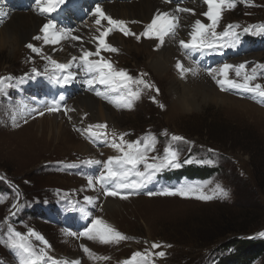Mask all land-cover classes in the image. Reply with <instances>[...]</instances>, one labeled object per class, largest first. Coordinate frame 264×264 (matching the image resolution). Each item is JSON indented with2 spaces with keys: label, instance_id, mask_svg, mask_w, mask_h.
Instances as JSON below:
<instances>
[{
  "label": "rangeland",
  "instance_id": "374dc122",
  "mask_svg": "<svg viewBox=\"0 0 264 264\" xmlns=\"http://www.w3.org/2000/svg\"><path fill=\"white\" fill-rule=\"evenodd\" d=\"M115 1L122 4L137 0ZM189 1L175 2L178 4L175 6L180 7ZM195 1H199L200 5L206 4L205 0ZM232 2L235 6L232 8L225 6L222 9L221 19L216 27V32L222 33L231 26L229 36L215 41L217 45L215 48L191 51L188 55L180 48L187 59L197 63L211 78L219 91H221L219 86L207 74V69L214 70V74L219 78L224 64L244 63L248 72L257 65H264V48L254 50L247 46V41L243 38L245 27L249 29L247 33L250 35L255 37L264 35L260 32V28L264 26V0ZM177 13L180 15L184 12ZM65 14L69 17L74 13L69 11ZM83 20L87 19L84 17L81 21ZM127 26L131 31L130 24L127 23ZM145 27L142 31L133 32L140 34ZM117 33L123 35L119 31H113L109 36V42L110 37L118 35ZM232 33L239 39L237 40ZM43 35L41 32V35H38L41 39H34L33 43L31 42L40 49L38 53L32 52L26 46L22 52L14 54L9 50H0V77L11 76L15 81V87L8 88L5 93L0 94V233L7 234L9 225L25 236L30 229L34 230L48 242L47 246H44L34 237H28L29 243L37 251L44 249L52 258L54 257L48 252V247H55V251L68 255L79 252L77 253L79 256L83 255L80 256L83 259L82 264L86 261V254L81 244L89 247L92 245L98 256L110 257L108 260L93 259L91 262L93 264H122L134 252H143L150 248L152 242L171 245L154 250L167 253L164 258L157 257L155 264H264V252L248 262L246 260L249 258L243 255L252 253V249L234 246L236 242L242 244L264 242V236L260 235L264 233V114L253 109L232 111L219 101H212L201 93L195 98L197 104L190 106L194 110L173 114L170 110L178 104L177 97L172 94L171 85L159 78L151 69L150 53L141 48L142 37L137 41L133 36H127L131 39L126 40L130 45L126 51L113 45L119 49L118 53H101L106 59L111 60L116 68L125 69L133 78H143L153 85V88L142 91L131 110L117 108L98 97L95 94L97 90L107 91L104 85L94 83L88 89L84 81L91 77L80 70L76 66L77 62H74L81 76H84L83 83L81 82V86H74L66 102H61L62 107L74 109L78 96L89 90L94 99L103 101L122 117L119 123L120 130L108 127L109 133L112 130L127 133L125 139L129 141H136L146 135L155 136L156 151L150 152V156H162L164 148L168 146L179 153L180 167L167 168L159 172L139 194L130 196L136 200L135 205H131L133 209L131 207L125 214L116 217L113 214H102L103 202L99 201V198L94 199V205L84 200L85 196H89V191H95L96 195L105 199L109 198L110 196L104 195L101 186L87 185L88 188L83 191L81 186L73 188L71 183V178L85 181L89 176L95 178L102 171V165L92 167L82 163L92 157L79 153L67 145L71 141V136H75L77 140H84L93 148L99 149V160L102 162L110 156L119 155L117 151L110 155L109 153L114 151L108 153L111 147L103 140L92 143L86 138V134L76 131L98 122L91 119V116L89 119L85 117L87 119L85 121L80 120L84 117L77 114L74 109L75 111H70L73 113L72 121L68 115L70 112L67 115L61 113L65 118L59 122V130L63 128L66 132L61 138L50 137L44 124L45 127L36 124L28 126L38 117L33 109L42 110L47 105L43 104L42 107L39 104L41 100L45 101V94L63 92L62 89L56 90V83L52 78L49 79L55 73V69L46 59L49 56L42 46ZM135 42L141 46L140 50L131 47L135 46ZM76 43L79 41L76 40ZM149 49L156 51L157 47L151 45ZM33 69L39 70L37 71L39 75L34 73ZM244 71L242 70L240 77H236L233 68L229 70V77L242 80ZM36 75L38 77L35 79ZM40 78L45 79L40 82ZM252 83L264 85V76H259ZM135 87L134 85L133 88ZM156 89L159 90L158 93ZM224 93L264 111V104L254 100L249 94L239 90ZM108 94L115 98L117 95H123L124 90ZM153 97L156 98V102H153ZM69 98L70 101L66 104ZM32 100L37 102L38 107L33 105ZM161 104L164 105L163 108L160 107ZM13 116L16 118L15 125ZM73 121H77L79 125ZM173 135L183 137L184 140L172 141ZM186 159L212 163L188 164L184 163ZM190 166L201 169L205 166L211 167L213 171L201 170L202 174H190L185 171V168ZM206 172L210 174L205 175ZM189 183H204L208 189L220 184L228 191L229 196L225 199L201 201L180 196L147 195L148 192H160L165 188H176ZM96 195L94 193L93 197ZM13 204H17L18 208H12ZM13 212L15 215H12ZM95 218H100L113 227L117 224L115 228L131 239L118 245H103L79 236V233L90 227ZM69 233L77 235L72 236ZM69 238L75 239L76 242L79 240V245L69 244ZM0 264H19L17 254L3 243H0ZM41 264H53V261L45 258Z\"/></svg>",
  "mask_w": 264,
  "mask_h": 264
},
{
  "label": "snow or ice",
  "instance_id": "6c2138e0",
  "mask_svg": "<svg viewBox=\"0 0 264 264\" xmlns=\"http://www.w3.org/2000/svg\"><path fill=\"white\" fill-rule=\"evenodd\" d=\"M66 2L67 0H35V6L41 14H51L57 11V5H63ZM165 2H170V0H165ZM243 2L248 3V0H243ZM205 3L208 6V10L203 15L207 17V21L210 23L201 22V20L197 19L192 25V31L190 33L191 39L187 42L185 40H179V47L185 50L186 55L190 54L191 51L215 48L217 46L215 41L227 37L230 34L231 26L229 30L222 33H217L216 27L221 19L222 9L225 6L228 8L235 6L232 0H205ZM175 11L190 12L192 10L177 6ZM93 15L95 16V24L99 26L96 29L98 34L92 37L95 43V50L92 51L81 47L80 55L78 57L72 56L71 60L67 63H61L50 57H46L54 66V69L61 73V75H55L53 73L51 78L59 85L70 83L75 79L76 74L69 71V69H71L74 62H77L76 66L91 77L84 81L90 88L94 83L106 86L107 91L102 92L97 90L95 92L98 97L112 103L117 108L131 110L134 101L140 98L142 91L153 88V85L143 78H133L125 69L116 68L111 60L106 59L101 54L102 52L118 53L119 51L118 48L109 42L108 37L113 31H119L126 37L133 36L137 41L141 37L154 40L157 42L158 48L165 43V37L176 36L179 18L168 11H158L151 19V22L145 27L144 31L136 34L130 31L127 26L128 22L113 18L99 3L96 4ZM5 16L6 13L0 9V23L3 22ZM102 22H107V26H104ZM40 31L44 34L43 40L45 44H59L64 36L71 35V30L65 31L58 29L56 22L52 19H49L47 23L43 24ZM243 31L247 33L249 29L245 27ZM260 32L264 33V26L260 28ZM232 35L237 40L239 39L235 33H232ZM34 39L39 40L41 37L36 36ZM71 39L82 41V37L76 35H72ZM26 47L34 53L40 51V49L32 44H27ZM92 57L96 58L92 59ZM176 68L181 78H186L188 74L195 77L200 71L199 65L195 62L193 67L186 68L181 61H177ZM233 68H235L236 77H240L242 70H245L242 80L229 77V70ZM206 71L221 91L230 92L239 90L251 95L259 103L264 104V85L261 83H255L253 85L252 83L259 76H264V65H257L248 72L246 71V65L244 63L239 65L224 64L220 70L219 78L214 74V70L207 69ZM33 72L39 75L36 69H33ZM134 85L136 86L135 88H133ZM12 87H15L13 77H0V94L5 93L8 88ZM120 90H124V94L117 95L115 98H111L108 94L109 92H118ZM156 92L158 93L159 90L156 89ZM152 99L153 102H156L155 97ZM63 100L64 97L61 96L59 101L53 100L51 104L45 105L42 110L33 109V111L36 112L37 116L56 113L67 115L68 112L75 111L74 109L62 107L60 101ZM160 107L163 108L164 105L161 104ZM25 122L27 121L25 120ZM13 124H16L15 116H13ZM76 131L81 132V134H86V138L92 143H95L96 140H103L108 146L119 153V155L110 156L103 162L97 159L82 161V163L87 165H102V171H100L99 175L95 178L89 176L87 181L89 187H95L96 184H99L106 196L119 197L120 199L126 200L132 195L139 194L148 183L156 178L159 172L167 168H178L181 166L179 163V153L171 146L164 148L162 156L149 155L150 152L154 153L156 151V137L153 135H146L136 141H129L125 139L127 133H117L115 130L109 133L107 123H96L89 125L86 129H76ZM171 140L183 141L184 138L173 135ZM184 163H212V161L205 162L186 159ZM147 195L180 196L186 199L195 198L201 201H210L214 198L225 199L229 196V193L220 184H216L215 187L208 189L207 184L204 183H189L176 188H165L160 192H148ZM84 200L88 204L94 203V197L92 196H85ZM12 208L16 209L18 205L13 204ZM12 215H15V212ZM69 235L75 236L77 234L69 233ZM260 235L264 236V233H260ZM79 236L86 237L90 241H97L103 245H118L123 241L131 239L100 218L93 219L90 227L84 232L79 233ZM28 237H34L36 241H41L45 246L48 244L43 236L34 230L30 229L27 236H25V234L15 230L11 225L7 227V234L0 233V243L5 244L6 247L17 254L19 264H41L45 258L52 260L53 264H80L79 261L71 262L68 260L57 262L54 258L49 257L44 249L37 251L29 243ZM145 243L148 242L145 241ZM163 247H171V245L165 246L152 242L150 248H146L143 252H134L122 264H155L157 257L164 258L167 255L165 251H154ZM81 248L90 259H109L106 256H98L87 246L81 245Z\"/></svg>",
  "mask_w": 264,
  "mask_h": 264
},
{
  "label": "bare ground",
  "instance_id": "6f19581e",
  "mask_svg": "<svg viewBox=\"0 0 264 264\" xmlns=\"http://www.w3.org/2000/svg\"><path fill=\"white\" fill-rule=\"evenodd\" d=\"M198 2L195 0H190L189 3L180 5V7L192 10L190 12H184L180 15L175 11L177 8L175 5L178 4L165 2V0H137L133 1L132 3L122 4L119 1H115L114 3L105 2L101 6L113 18L128 22V24L131 26L132 32L142 31V29L151 22V19L158 11H168L178 16L179 19L176 36L165 37V43L159 46L156 51L149 48L151 45L157 47V42L144 37H142V47L138 45V42H135V46H131L138 50H140L141 47L142 49H145L143 51L149 52L151 56V69L156 73L157 76H159V78L165 80V82H168L169 85H171L172 94L177 97L178 101V104H175L170 110L173 114H178L183 111L191 112L194 110V108H190V106L197 104V100L195 98L199 93L205 94L206 98H209L212 101H219L226 108L232 109V111L241 109L252 111L253 109L257 113L264 114V111L259 109L257 106L231 97L229 94H226L223 91H219L211 78H209L201 69L198 75L195 77L191 76V74H188L186 78H181V75L176 68L177 61H181L186 68L193 67L194 63L187 59V57L181 51L179 47V40H185L187 42L191 39L190 33L192 31V25L197 19L201 20V22H208L207 17L203 15V13L208 10V6L202 3L200 5ZM1 9L4 13H6V16L3 18V22L0 23V26H3L0 28V50H9L12 54L16 52H22L26 44H31V42L33 43L34 37L41 35L40 29L42 28L43 24L48 22L38 9L31 10L27 13H21L12 10L9 11L10 9L7 7H2ZM94 9L92 13H89V16L86 18L87 20H85L86 22L84 20L81 21L69 18V20H73V24L75 23V25L70 27L71 35L64 36L59 44H42L46 54L51 59L61 63H67L71 60L72 56L78 57L80 55L81 47L92 51L95 50V43L93 42L92 37L98 34L96 29L99 26H97L94 22ZM60 19L63 20L64 16H60ZM77 21L79 22L76 25ZM81 23L83 24L80 26ZM102 23L104 26H107V22ZM72 35L82 37V41H79L77 44L76 40L72 41ZM127 39L131 38L118 34L116 36L110 37V43L126 51L130 48L129 43L126 41ZM69 101L70 98L66 104H68ZM73 108L76 110L75 112L77 114L84 117L80 118V120L85 121L89 119V116H91V119H93L95 122L107 123L108 127L120 130L119 123L122 117H120L118 112L103 101L94 99L87 91H85V93H81V95L78 96L77 103ZM72 114L71 112L68 114L70 115L71 121ZM85 114L87 115L85 116ZM85 117H87V119ZM64 118L65 117L61 115V113L46 114V116H38L37 119L32 120L28 126H31L30 124H36L38 126L41 125L42 127L46 126L48 135L50 137L55 136V138H61L64 134L66 135V132L63 128H60L59 130V122H61V120ZM73 123L79 125L77 121H73ZM67 145H69V147L75 148L79 153H84L85 155L91 156L92 159L99 160V149L95 147L93 148L84 140L80 141L77 140L75 136H71V141ZM110 151L114 152L109 153ZM115 152L116 150L113 148L108 150L110 155L115 154ZM71 183H73V188L79 185L83 191H85V188H88V182L85 181V179L78 180L71 178ZM94 193L96 195L95 191H89L88 195L93 197ZM96 198H99V201L103 202L102 214H113L114 217L122 216L126 213V211L131 209V207L133 209V206L131 205H135L136 203V200L131 199L130 197L126 200L120 199L119 197H109L105 199L99 195H96L94 199ZM114 226L117 227V224H114ZM74 240L75 239L69 238V244H72L73 246L79 245V240L78 242H76V240L73 242ZM42 245L44 244L42 243ZM87 247L97 254L92 245ZM54 249L55 247H48V252L55 259H64L71 262L79 261L80 264H82L83 259L80 257L82 254L79 256L77 254L79 252L75 253L74 255H68L66 253H59ZM92 261L93 259H90L86 254V261L84 264H93L91 263Z\"/></svg>",
  "mask_w": 264,
  "mask_h": 264
},
{
  "label": "trees",
  "instance_id": "16d2710c",
  "mask_svg": "<svg viewBox=\"0 0 264 264\" xmlns=\"http://www.w3.org/2000/svg\"><path fill=\"white\" fill-rule=\"evenodd\" d=\"M212 169L213 168H211V167H209V168L204 167V168L201 169L200 167L196 168L195 166H190L188 168H185V171H187L190 174H196V173L202 174V172H200L201 170L202 171H211L212 172L213 171ZM209 174H210V172H206L205 173V175H209ZM194 176H196V175H194ZM194 176H191V177H194ZM234 246L236 248H238V246H240V247H243V248L249 247V248L252 249V253H248L246 255H243V256H247L249 258V259L246 260L248 262L253 260V259H255L256 256H258L259 254H262L264 252V242H259V243H256V244L255 243L242 244V243L236 242V244H234ZM237 253H240V252L237 251Z\"/></svg>",
  "mask_w": 264,
  "mask_h": 264
}]
</instances>
